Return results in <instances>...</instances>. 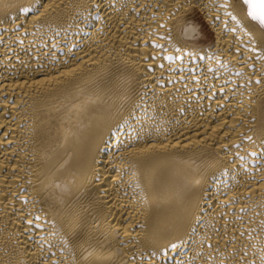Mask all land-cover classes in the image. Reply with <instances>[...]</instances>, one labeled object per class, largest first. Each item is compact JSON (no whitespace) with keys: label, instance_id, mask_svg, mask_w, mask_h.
I'll list each match as a JSON object with an SVG mask.
<instances>
[{"label":"bare ground","instance_id":"obj_1","mask_svg":"<svg viewBox=\"0 0 264 264\" xmlns=\"http://www.w3.org/2000/svg\"><path fill=\"white\" fill-rule=\"evenodd\" d=\"M0 264H264L244 0H0Z\"/></svg>","mask_w":264,"mask_h":264},{"label":"snow or ice","instance_id":"obj_2","mask_svg":"<svg viewBox=\"0 0 264 264\" xmlns=\"http://www.w3.org/2000/svg\"><path fill=\"white\" fill-rule=\"evenodd\" d=\"M244 2L249 6L251 18L264 26V0H244ZM168 59L173 60L175 57L169 56Z\"/></svg>","mask_w":264,"mask_h":264},{"label":"clouds","instance_id":"obj_3","mask_svg":"<svg viewBox=\"0 0 264 264\" xmlns=\"http://www.w3.org/2000/svg\"><path fill=\"white\" fill-rule=\"evenodd\" d=\"M187 27H189V28H194V26H191V25H189V26H187Z\"/></svg>","mask_w":264,"mask_h":264}]
</instances>
